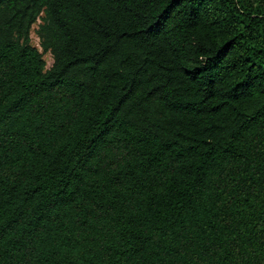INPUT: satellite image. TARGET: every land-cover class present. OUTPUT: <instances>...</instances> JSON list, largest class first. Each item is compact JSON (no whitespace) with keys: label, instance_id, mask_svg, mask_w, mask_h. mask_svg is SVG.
I'll return each instance as SVG.
<instances>
[{"label":"trees","instance_id":"16d2710c","mask_svg":"<svg viewBox=\"0 0 264 264\" xmlns=\"http://www.w3.org/2000/svg\"><path fill=\"white\" fill-rule=\"evenodd\" d=\"M0 264H264V0H0Z\"/></svg>","mask_w":264,"mask_h":264},{"label":"rangeland","instance_id":"374dc122","mask_svg":"<svg viewBox=\"0 0 264 264\" xmlns=\"http://www.w3.org/2000/svg\"><path fill=\"white\" fill-rule=\"evenodd\" d=\"M42 15L37 18L36 22L31 26L30 33H29V39L30 44L32 47H34L39 53L42 54V59L44 61V70H48L51 68L53 64V57L49 52L43 53L41 45H40V38L37 34V30L39 25L42 23L41 21Z\"/></svg>","mask_w":264,"mask_h":264}]
</instances>
